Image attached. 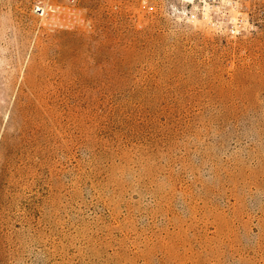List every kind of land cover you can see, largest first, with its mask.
Returning <instances> with one entry per match:
<instances>
[{
    "label": "rangeland",
    "instance_id": "1",
    "mask_svg": "<svg viewBox=\"0 0 264 264\" xmlns=\"http://www.w3.org/2000/svg\"><path fill=\"white\" fill-rule=\"evenodd\" d=\"M0 0V264H264V0Z\"/></svg>",
    "mask_w": 264,
    "mask_h": 264
},
{
    "label": "built area",
    "instance_id": "2",
    "mask_svg": "<svg viewBox=\"0 0 264 264\" xmlns=\"http://www.w3.org/2000/svg\"><path fill=\"white\" fill-rule=\"evenodd\" d=\"M71 5H75L76 0H67ZM61 8V5L52 3L51 0H35L32 6V11L41 18H47Z\"/></svg>",
    "mask_w": 264,
    "mask_h": 264
}]
</instances>
